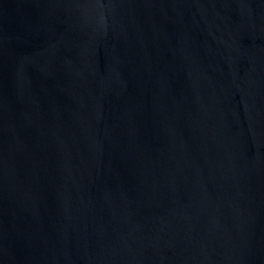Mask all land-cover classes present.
Segmentation results:
<instances>
[{
  "label": "water",
  "instance_id": "95a60500",
  "mask_svg": "<svg viewBox=\"0 0 264 264\" xmlns=\"http://www.w3.org/2000/svg\"><path fill=\"white\" fill-rule=\"evenodd\" d=\"M0 264H264V0H0Z\"/></svg>",
  "mask_w": 264,
  "mask_h": 264
}]
</instances>
